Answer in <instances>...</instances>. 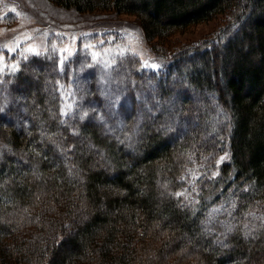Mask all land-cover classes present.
<instances>
[{
    "label": "trees",
    "instance_id": "16d2710c",
    "mask_svg": "<svg viewBox=\"0 0 264 264\" xmlns=\"http://www.w3.org/2000/svg\"><path fill=\"white\" fill-rule=\"evenodd\" d=\"M49 1L81 14L136 17L164 67L161 102L175 94L174 77L214 103L196 108L183 98L180 116L199 126L175 146L168 130H157L165 114L144 125L136 147L119 146L68 111L69 74L21 57L22 48L0 50V88L24 96L35 117L25 131L0 123V264H186L169 259L184 248L189 264H264V223L245 228L253 225L248 211L264 205V0ZM219 16L226 17L213 39L169 45ZM217 110L225 121L213 128ZM188 169L204 176L191 203L183 198Z\"/></svg>",
    "mask_w": 264,
    "mask_h": 264
},
{
    "label": "rangeland",
    "instance_id": "374dc122",
    "mask_svg": "<svg viewBox=\"0 0 264 264\" xmlns=\"http://www.w3.org/2000/svg\"><path fill=\"white\" fill-rule=\"evenodd\" d=\"M225 17L219 16L209 23L190 29L188 33L177 35L170 40L169 45L179 49L204 40H211L223 27ZM140 27L134 16L115 13L81 14L73 9L59 7L49 0H0V50L13 52L22 48L21 57L43 58L57 71V60L63 54L65 71L62 74H69L67 71L69 66L73 68L71 73L73 78L65 86L62 85L66 94L70 91V95L68 94L70 98L66 99L68 111L71 112L73 111L71 108H74L80 117L81 109L91 102L98 106V111L104 114L107 122L105 124L95 119L96 113L89 110L85 118H80L82 126L95 125L103 136L111 137L119 146H122L124 141H128L130 147H136L138 144L136 141L144 125L151 123L156 116L165 114L171 118L159 124L157 130H168L169 142L175 146L190 130L199 126L197 120L191 121L180 116V103L183 98L189 97L196 108L203 107L207 102L212 104L214 102L207 94L199 96L193 90L188 92L187 86L181 88L182 80H176L174 77L170 79V83L175 94L161 102L159 97L161 87L157 76L162 73L164 67L161 59L152 50L155 42L146 40ZM33 49L38 50L40 55H34ZM153 63L159 65V71L151 68ZM145 65L148 67H144ZM40 70L44 69L35 67L36 73H43ZM46 70L51 72L50 69ZM58 73L61 72L58 71ZM31 77L35 88L37 76ZM49 84V79L42 84L47 104L52 101L51 92L47 90ZM74 88L77 92L76 97L71 94ZM9 91L6 87L0 88V109H2L0 115H7L6 119H2L0 123H10L16 127L23 126L22 131H25L29 125L28 122H34L35 117L28 112L25 97L14 95ZM138 94H142V98L144 96L148 98V107L137 99ZM116 95L120 97L119 107L114 110L113 115H109L110 109L107 105ZM153 96L155 99L152 98ZM31 103L35 104V100ZM148 108H151V111ZM214 115L219 120L208 119L209 124H213V128L225 121L220 111H214ZM51 118H54L52 114ZM132 120L131 128L125 131L127 133L122 132L125 127H129ZM207 136L203 139L206 140ZM58 137L61 138L60 135ZM126 150L129 151L128 148ZM196 172L197 169L196 171L188 169L184 174L185 202L194 201L191 197L193 189L200 183L197 180L202 182L204 177H195ZM162 184L160 189L167 193V186L165 183ZM247 215L251 218L253 225H245V228L253 232L258 223H264V205L251 208ZM227 224L225 223V226ZM225 233H229L227 227H225ZM249 235L252 236L251 233H248ZM242 237L245 245H248V238L245 235ZM214 244L217 245L216 241ZM177 255L169 252V259L180 256L181 259L186 260V264H189L188 250L184 248Z\"/></svg>",
    "mask_w": 264,
    "mask_h": 264
},
{
    "label": "snow or ice",
    "instance_id": "6c2138e0",
    "mask_svg": "<svg viewBox=\"0 0 264 264\" xmlns=\"http://www.w3.org/2000/svg\"><path fill=\"white\" fill-rule=\"evenodd\" d=\"M33 54L34 55H40L39 51L36 50V49H33ZM56 67L58 69L59 72L63 73L65 71V61H64V58H63V54L60 55V58L57 60V63H56ZM144 67H148L147 65H145ZM151 68L154 70V71H159V65L153 63L151 64ZM16 70L19 71V66H16ZM67 71L69 72V79H72L73 77L71 76V73L73 71V68L71 66H69V68L67 69ZM3 73V68L0 67V74ZM9 76H11V72L8 73ZM103 82V80H102ZM59 83V82H58ZM94 94V93H93ZM105 95H108V93H104ZM70 98V96H69ZM153 99H155V97L153 96L152 97ZM119 99L120 97L118 95L112 97L110 99V102L108 103L107 107L110 109L109 111V115H113L114 114V110L117 109L119 107ZM137 99L140 100L141 103H143L145 105V107H148V104H147V97L144 96L142 98V94H138L137 95ZM2 110V109H0ZM89 110H91L92 112L96 113V117L95 119H98L99 121L101 122H104L105 124L107 123L106 120H105V117H104V114L100 111H98V106L89 102L88 105L84 106L82 109H81V115H80V118L83 119L85 118L87 115H88V112ZM149 111H151V108H148ZM61 117H64V118H67L68 116V113H67V110L62 107L61 108ZM73 133L75 134V129H72ZM179 194V193H178Z\"/></svg>",
    "mask_w": 264,
    "mask_h": 264
}]
</instances>
